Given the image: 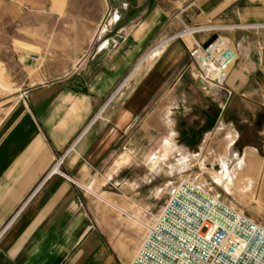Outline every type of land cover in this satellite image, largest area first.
<instances>
[{
	"label": "crops",
	"instance_id": "1",
	"mask_svg": "<svg viewBox=\"0 0 264 264\" xmlns=\"http://www.w3.org/2000/svg\"><path fill=\"white\" fill-rule=\"evenodd\" d=\"M54 1L60 41L39 62L20 51L25 97L0 118V231L16 214L0 234V264H128L144 236L140 214L172 177L176 143L179 165L218 150L220 134L244 156L225 109L233 92L264 88V29L229 35L238 52L229 96L193 82L186 43L173 35L182 23H264V0H100L95 16ZM59 157L64 175L45 178Z\"/></svg>",
	"mask_w": 264,
	"mask_h": 264
},
{
	"label": "built area",
	"instance_id": "2",
	"mask_svg": "<svg viewBox=\"0 0 264 264\" xmlns=\"http://www.w3.org/2000/svg\"><path fill=\"white\" fill-rule=\"evenodd\" d=\"M260 29H264V23H182L172 39L186 43L195 65V84L202 80L205 90L220 89L230 95L225 82L238 58L237 50L227 35L215 34L201 41L198 34ZM24 97L23 92L20 99ZM62 162L63 157L57 158L45 178L64 175L60 171ZM164 193L157 213L141 225L144 236L128 264H264V225L232 205L223 194L190 179L168 181Z\"/></svg>",
	"mask_w": 264,
	"mask_h": 264
},
{
	"label": "rangeland",
	"instance_id": "3",
	"mask_svg": "<svg viewBox=\"0 0 264 264\" xmlns=\"http://www.w3.org/2000/svg\"><path fill=\"white\" fill-rule=\"evenodd\" d=\"M72 3L69 9L75 13L95 16L101 10L100 0H73ZM59 6L56 1L51 5L50 0H0V118L20 100L24 92V87L20 85V71L15 66L19 61L20 51L28 55L29 62L35 63L41 61L40 52L51 50L54 42L60 41L54 39L53 31H58L62 24L52 13L53 10H61ZM181 29L182 24L175 33ZM245 31L255 30L215 31L216 33L200 35L232 36ZM159 52V49H155L148 55L152 54L150 58H155ZM260 85H254L253 89L247 87L245 92L243 91L247 97L235 95L233 92L232 102L225 109L226 112L236 115L234 127L239 132L236 147L241 152L242 147H247L244 156L225 150L223 136L220 134L218 143L214 144L218 150L204 148L187 157L185 163L179 165V160L185 153L175 142L178 146L172 152L170 181L190 179L220 192L232 205L264 225V88ZM222 92L229 96L224 90ZM162 153L163 151H158V156ZM222 157L228 159L227 166L223 165V171H220L215 165L221 162ZM161 183H158L156 199L153 201L157 203V207L145 206L139 216L143 222L150 221L152 214L157 213L165 199V184L163 181ZM142 230L145 232L143 227Z\"/></svg>",
	"mask_w": 264,
	"mask_h": 264
},
{
	"label": "bare ground",
	"instance_id": "4",
	"mask_svg": "<svg viewBox=\"0 0 264 264\" xmlns=\"http://www.w3.org/2000/svg\"><path fill=\"white\" fill-rule=\"evenodd\" d=\"M156 47H158V46H156ZM155 47V48H156ZM155 50V49H154ZM153 50V51H154ZM154 54V53H153ZM150 56H152V54L150 55ZM150 56L148 55V56H146L147 58H150ZM152 58V57H151ZM145 61V60H144ZM142 65L140 64L137 68H136V70H133V72H132V74L129 76V78H131L134 74H135V72H137L139 69H140V67H141ZM128 79V78H127ZM124 83V82H123ZM198 85L200 86V87H202V88H204L205 86H206V83L204 82V81H202V80H200V81H198ZM173 145H174V143H173ZM168 146H169V144H168ZM171 147V146H170ZM168 148V147H167ZM171 149V148H170ZM169 149V150H170ZM167 153H169V152H167ZM186 159V158H185ZM217 169H219L220 171H223V168H224V166L221 164V166H215ZM106 201V200H105ZM150 220V219H149ZM138 223L140 224V225H142L143 226V220L142 219H138Z\"/></svg>",
	"mask_w": 264,
	"mask_h": 264
}]
</instances>
